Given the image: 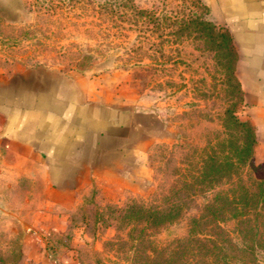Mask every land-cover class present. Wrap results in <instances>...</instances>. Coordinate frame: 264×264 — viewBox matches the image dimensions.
<instances>
[{
	"label": "rangeland",
	"instance_id": "374dc122",
	"mask_svg": "<svg viewBox=\"0 0 264 264\" xmlns=\"http://www.w3.org/2000/svg\"><path fill=\"white\" fill-rule=\"evenodd\" d=\"M228 35L207 0H0V70L96 77L163 125L143 185L78 200L83 264H264V202L243 207L264 192V146H250ZM40 196L37 169L0 149V264H31Z\"/></svg>",
	"mask_w": 264,
	"mask_h": 264
},
{
	"label": "crops",
	"instance_id": "0c3cea01",
	"mask_svg": "<svg viewBox=\"0 0 264 264\" xmlns=\"http://www.w3.org/2000/svg\"><path fill=\"white\" fill-rule=\"evenodd\" d=\"M207 2L231 36L245 116L263 147L264 0ZM100 82L44 65L0 70V149L36 168L41 183L25 246L31 264H83L86 243L70 222L78 200L115 199L149 177L145 157L161 119Z\"/></svg>",
	"mask_w": 264,
	"mask_h": 264
},
{
	"label": "trees",
	"instance_id": "16d2710c",
	"mask_svg": "<svg viewBox=\"0 0 264 264\" xmlns=\"http://www.w3.org/2000/svg\"><path fill=\"white\" fill-rule=\"evenodd\" d=\"M228 38H229V41H230L231 46L234 48L230 34L228 35ZM234 69H235V66H234ZM248 122H249L250 130H251V135H250V143L251 144H250V146L253 145V144L256 145L257 144V134L255 132L254 125L250 121H248ZM242 124L243 125H246V124H244V122H242ZM249 151L251 152V149L250 150L248 149V154H249ZM262 202H264V192L263 191H260V194L259 195H254L252 198H249V200L246 199L245 202L243 203V207H247L249 209V208H252L253 205H258L260 203L262 204ZM156 213H157V215L159 214V218L160 217H163L164 219L166 218L165 221H171V220L174 219L173 218L174 216H171V214H169V212H166V211L158 210L157 209L156 210ZM244 213L246 214V212H244ZM244 213H243V215H245ZM175 218H176V216H175ZM198 223H199V221L196 218H194V219L191 220V224L193 225V229H194V226L196 227L198 225ZM190 230H192V226H191V229ZM189 232L191 233V231H189ZM187 239L188 240H192V233H191V235H189L187 237ZM195 264H205V263H203V262H197Z\"/></svg>",
	"mask_w": 264,
	"mask_h": 264
},
{
	"label": "built area",
	"instance_id": "2783aa9c",
	"mask_svg": "<svg viewBox=\"0 0 264 264\" xmlns=\"http://www.w3.org/2000/svg\"><path fill=\"white\" fill-rule=\"evenodd\" d=\"M51 264H57V262L53 261Z\"/></svg>",
	"mask_w": 264,
	"mask_h": 264
}]
</instances>
